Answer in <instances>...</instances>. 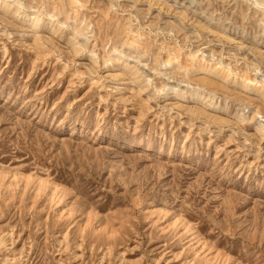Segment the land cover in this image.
Masks as SVG:
<instances>
[{
    "label": "rangeland",
    "instance_id": "rangeland-1",
    "mask_svg": "<svg viewBox=\"0 0 264 264\" xmlns=\"http://www.w3.org/2000/svg\"><path fill=\"white\" fill-rule=\"evenodd\" d=\"M0 264H264V0H0Z\"/></svg>",
    "mask_w": 264,
    "mask_h": 264
}]
</instances>
